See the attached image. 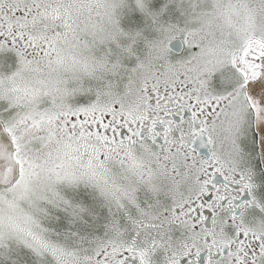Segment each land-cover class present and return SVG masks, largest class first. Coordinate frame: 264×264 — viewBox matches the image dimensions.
<instances>
[{
	"label": "rangeland",
	"instance_id": "rangeland-1",
	"mask_svg": "<svg viewBox=\"0 0 264 264\" xmlns=\"http://www.w3.org/2000/svg\"><path fill=\"white\" fill-rule=\"evenodd\" d=\"M7 2L27 12L60 10L70 27L33 78L0 52V121L15 143L20 169L17 183L0 190V264H72L84 252L80 241L101 231L104 211L116 213L105 223L107 233L117 232L126 227L122 212L141 217V201L155 194L135 189L144 170L139 155L100 185V171L71 160L66 137L54 133L52 123L110 109L157 73L195 83L210 74L215 90L240 87L242 78L218 69L235 54L236 60L252 35L264 43V0ZM175 39L184 42L179 55L168 49ZM227 125L252 156L253 114L243 91Z\"/></svg>",
	"mask_w": 264,
	"mask_h": 264
},
{
	"label": "flooded vegetation",
	"instance_id": "flooded-vegetation-1",
	"mask_svg": "<svg viewBox=\"0 0 264 264\" xmlns=\"http://www.w3.org/2000/svg\"><path fill=\"white\" fill-rule=\"evenodd\" d=\"M27 11L0 0V52L10 54L13 69L33 78L53 58L70 21L60 10ZM235 55L218 70L242 78L240 87L215 90L210 74L195 83L157 73L110 109L52 123L53 132L66 137L71 160L100 171V185L107 173L129 167L139 155L144 170L132 177L135 189L155 194L141 201V217L124 210L126 227L117 232L107 233L105 223L116 213L104 211L101 231L80 241L84 252L72 264H264V172L257 135L253 127L250 156L227 125L242 91L246 99L247 83L262 75L264 43L252 35L236 60Z\"/></svg>",
	"mask_w": 264,
	"mask_h": 264
},
{
	"label": "water",
	"instance_id": "water-1",
	"mask_svg": "<svg viewBox=\"0 0 264 264\" xmlns=\"http://www.w3.org/2000/svg\"><path fill=\"white\" fill-rule=\"evenodd\" d=\"M173 54L184 50L183 42L175 39L168 44ZM262 75L256 83H247L246 99L253 112V127L257 135L258 155L264 172V58L261 60ZM15 144L4 124L0 121V190L12 188L20 178V169L15 158Z\"/></svg>",
	"mask_w": 264,
	"mask_h": 264
}]
</instances>
